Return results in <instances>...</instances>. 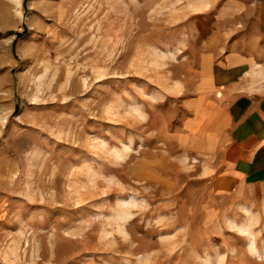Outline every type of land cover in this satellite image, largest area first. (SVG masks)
<instances>
[{
    "label": "rangeland",
    "instance_id": "rangeland-1",
    "mask_svg": "<svg viewBox=\"0 0 264 264\" xmlns=\"http://www.w3.org/2000/svg\"><path fill=\"white\" fill-rule=\"evenodd\" d=\"M208 5L0 0V264H264V197L184 142Z\"/></svg>",
    "mask_w": 264,
    "mask_h": 264
},
{
    "label": "crops",
    "instance_id": "crops-1",
    "mask_svg": "<svg viewBox=\"0 0 264 264\" xmlns=\"http://www.w3.org/2000/svg\"><path fill=\"white\" fill-rule=\"evenodd\" d=\"M217 2L205 8V32L185 76L194 115L184 142L205 156L219 188L249 185L264 197V0L228 1L208 15Z\"/></svg>",
    "mask_w": 264,
    "mask_h": 264
},
{
    "label": "bare ground",
    "instance_id": "bare-ground-1",
    "mask_svg": "<svg viewBox=\"0 0 264 264\" xmlns=\"http://www.w3.org/2000/svg\"><path fill=\"white\" fill-rule=\"evenodd\" d=\"M248 223H249V222H248ZM253 244H254V242L252 241V242H251V244H250V245H251V247L253 246ZM255 252H256V251H255Z\"/></svg>",
    "mask_w": 264,
    "mask_h": 264
},
{
    "label": "clouds",
    "instance_id": "clouds-1",
    "mask_svg": "<svg viewBox=\"0 0 264 264\" xmlns=\"http://www.w3.org/2000/svg\"><path fill=\"white\" fill-rule=\"evenodd\" d=\"M243 234V233H242Z\"/></svg>",
    "mask_w": 264,
    "mask_h": 264
}]
</instances>
